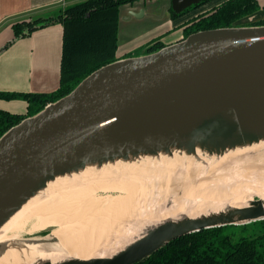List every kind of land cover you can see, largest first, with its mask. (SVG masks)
I'll return each mask as SVG.
<instances>
[{
  "label": "water",
  "instance_id": "water-1",
  "mask_svg": "<svg viewBox=\"0 0 264 264\" xmlns=\"http://www.w3.org/2000/svg\"><path fill=\"white\" fill-rule=\"evenodd\" d=\"M170 1L179 12L200 0ZM259 134L264 135V25L191 33L157 51L95 69L68 94L4 132L0 224L47 178L88 159L173 141L220 145ZM252 205L238 210L237 220H168L111 257L61 264H134L184 234L264 219L260 198Z\"/></svg>",
  "mask_w": 264,
  "mask_h": 264
},
{
  "label": "bare ground",
  "instance_id": "bare-ground-1",
  "mask_svg": "<svg viewBox=\"0 0 264 264\" xmlns=\"http://www.w3.org/2000/svg\"><path fill=\"white\" fill-rule=\"evenodd\" d=\"M256 196L264 204L262 134L220 145L197 139L192 146L173 141L118 151L57 172L34 189L0 224V264L111 257L168 220H237ZM47 228L57 229L55 247L21 238Z\"/></svg>",
  "mask_w": 264,
  "mask_h": 264
},
{
  "label": "trees",
  "instance_id": "trees-1",
  "mask_svg": "<svg viewBox=\"0 0 264 264\" xmlns=\"http://www.w3.org/2000/svg\"><path fill=\"white\" fill-rule=\"evenodd\" d=\"M134 1L137 0H85L66 8L65 14L60 16L37 17L17 21L12 25L14 40L47 25L61 23L63 40L60 81L59 87L51 92L0 91V99H21L27 103L25 114H15L0 108V136L23 118L40 111L47 103L68 94L95 69L120 59L116 54L119 46V7ZM212 1L200 0L179 12L169 6V18L176 19ZM260 9H264V5L261 6L257 0H222L185 21L181 25V39L201 30L232 27L235 22ZM247 25H264V18ZM163 46L160 38H154L145 44L143 54L157 51ZM124 54L127 55L122 58L132 56L131 53ZM234 226L243 231L249 227L252 233L235 239V234L228 231L229 227ZM134 264H264V219L184 234Z\"/></svg>",
  "mask_w": 264,
  "mask_h": 264
},
{
  "label": "crops",
  "instance_id": "crops-1",
  "mask_svg": "<svg viewBox=\"0 0 264 264\" xmlns=\"http://www.w3.org/2000/svg\"><path fill=\"white\" fill-rule=\"evenodd\" d=\"M74 1L76 0H0V48L13 39L12 25L15 22L25 20L33 14L52 11ZM257 1L261 6L264 5V0ZM140 9L141 13L138 16L141 17L151 12L147 8L139 7L135 13ZM262 18H264V9L242 19L252 22ZM186 19L187 15L173 20L166 18L161 27L165 25L164 31L172 30L175 34L173 39L160 38L164 45L175 43L182 38L181 25ZM164 31L157 35L162 36ZM62 38L63 27L60 23H55L36 29L31 34L14 39L9 45L2 47L0 49V91L45 93L58 88ZM133 46L123 49L122 54ZM0 108L15 114H25L27 103L21 99H0Z\"/></svg>",
  "mask_w": 264,
  "mask_h": 264
},
{
  "label": "rangeland",
  "instance_id": "rangeland-1",
  "mask_svg": "<svg viewBox=\"0 0 264 264\" xmlns=\"http://www.w3.org/2000/svg\"><path fill=\"white\" fill-rule=\"evenodd\" d=\"M85 0H76L74 2L68 3V5H63L59 8L53 9L52 11L46 12V13H37L30 15L27 17L25 20H32L37 17H55V16H60L62 14H65L66 8L73 6L78 3H82ZM160 2V3H159ZM220 2L219 0L217 1H212L209 2L195 10L190 11L187 13V21L189 18L192 16H196L197 14L206 11L208 8H210L212 5L217 4ZM170 1L169 0H137L132 3H125L122 4L119 7V27H118V43L120 48L117 50L116 54L119 58H122L123 56L127 55L124 53H131V57H135L136 55H143L144 52V46L147 44L150 40L154 38H164L166 37L167 39H173V34L172 30L170 31H164L166 28L165 25L161 24L165 23L164 21L166 18L169 17L168 13V8L170 6ZM139 7L147 8L149 9L148 11H151L153 13H148L145 17L138 16L139 13H141V9L136 12V9ZM134 11V12H133ZM39 14V15H38ZM150 14V15H149ZM184 23V22H183ZM251 23L248 19L243 20L240 19L239 21L235 22L234 26H247V24ZM61 24V23H60ZM162 36L157 35L161 32ZM166 39V40H167ZM136 43V45H132ZM130 46H133L132 49H130L127 52H122L123 49L128 48ZM225 177V179H229L230 177L225 174H221ZM179 192L176 191V193ZM170 195V194H169ZM168 195V196H169ZM53 228H47L45 230L40 231H35L32 233H23L21 234V238H33L36 239L43 244L47 246H54L56 244V239L52 236L53 232H56L57 229L52 230ZM53 231V232H52ZM229 232H232L235 234V239L239 236H246L252 233L251 228H247L246 230H241L240 227H229L228 228ZM40 232V233H39Z\"/></svg>",
  "mask_w": 264,
  "mask_h": 264
},
{
  "label": "flooded vegetation",
  "instance_id": "flooded-vegetation-1",
  "mask_svg": "<svg viewBox=\"0 0 264 264\" xmlns=\"http://www.w3.org/2000/svg\"><path fill=\"white\" fill-rule=\"evenodd\" d=\"M170 1V0H169ZM170 4H171V2H170ZM171 6V5H170Z\"/></svg>",
  "mask_w": 264,
  "mask_h": 264
}]
</instances>
